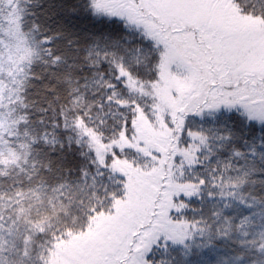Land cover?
Returning a JSON list of instances; mask_svg holds the SVG:
<instances>
[{
	"label": "snow or ice",
	"instance_id": "1",
	"mask_svg": "<svg viewBox=\"0 0 264 264\" xmlns=\"http://www.w3.org/2000/svg\"><path fill=\"white\" fill-rule=\"evenodd\" d=\"M0 264H264V0H0Z\"/></svg>",
	"mask_w": 264,
	"mask_h": 264
}]
</instances>
